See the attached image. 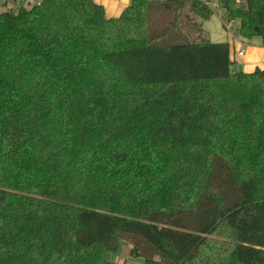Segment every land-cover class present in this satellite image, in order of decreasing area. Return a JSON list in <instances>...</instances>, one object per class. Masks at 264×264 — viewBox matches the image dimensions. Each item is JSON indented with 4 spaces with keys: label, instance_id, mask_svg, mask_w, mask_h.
Returning a JSON list of instances; mask_svg holds the SVG:
<instances>
[{
    "label": "trees",
    "instance_id": "16d2710c",
    "mask_svg": "<svg viewBox=\"0 0 264 264\" xmlns=\"http://www.w3.org/2000/svg\"><path fill=\"white\" fill-rule=\"evenodd\" d=\"M16 1L0 11V264H117L123 242L144 264H264V70L233 72L204 28L216 2L264 44V0H131L112 19L94 0ZM159 12L201 19L196 40Z\"/></svg>",
    "mask_w": 264,
    "mask_h": 264
},
{
    "label": "rangeland",
    "instance_id": "374dc122",
    "mask_svg": "<svg viewBox=\"0 0 264 264\" xmlns=\"http://www.w3.org/2000/svg\"><path fill=\"white\" fill-rule=\"evenodd\" d=\"M40 1L41 0H27V3L23 4V6L25 8H27V9H30V8L38 5L40 3ZM18 9L19 8L16 7L15 8V12H18ZM188 15H189L188 16V20H186L185 16H183L181 14H176L177 18L175 19L176 16H174V15H169V14L167 15V14H164L162 12H159L158 16H157L158 17L157 20H161V23H163L164 21H166L169 24H172L173 22H177L178 23V27H179L180 31L179 32L176 31V30L173 31L170 34V39L176 40L179 35H186L190 39V41H194V40H196V37H195V34H194L193 24L196 23V22L197 23H201L203 21L201 19H196L191 14H188ZM223 15H224L223 12H222V14H219V15L216 14V15H214L212 17V19L210 18V20H208L209 22L205 21V23H204V28H205V24H206V22H208L206 24V30L207 31L211 30V32H212V36L210 35L211 40H218V39L221 40V35L224 38H227L226 40H229V42L233 38V36L235 38V41L236 40H240V42H241L240 44L241 45L239 47L236 46V53L234 51L232 43L231 42L228 43L230 45V53H231V55H233V57L236 56V58L237 57L241 58V56L239 55V52L244 50V54H245L246 51H247V48L249 47V45H252V46L256 45V46H259V47L260 46L264 47V44H263L261 38H256L254 40V42H250L248 44H243L242 43V39L243 38H241L239 30H238V27H239L238 26V22H236V24H234L233 27L229 31H227L226 29H224L225 23L227 25V22H225L223 20ZM217 35H219L220 38L217 37ZM165 41L167 42V41H170V40L167 39ZM241 69L242 68L239 66V62L238 61L233 63V65H232V71L233 72H239L238 70H241ZM130 250H131L130 245L128 243H126V242H123L121 244L119 250L116 253H112V254L109 255V261H111L113 263H117V264H144V260L142 258L130 256Z\"/></svg>",
    "mask_w": 264,
    "mask_h": 264
},
{
    "label": "crops",
    "instance_id": "0c3cea01",
    "mask_svg": "<svg viewBox=\"0 0 264 264\" xmlns=\"http://www.w3.org/2000/svg\"><path fill=\"white\" fill-rule=\"evenodd\" d=\"M94 1L97 4L102 5L105 8L106 16L109 19L119 18L121 16V14L123 13V11L131 3V0H94ZM159 1H162V0H159ZM4 2H5V0H0V11L3 8ZM25 3H27V0H17L15 5H14V8H16V7L19 8L20 6H23V4H25ZM214 11H213L214 15H216V14L219 15V14H222V12H223L222 10H217V9L214 10ZM212 17H211V19H212ZM208 22H206V24ZM206 24H205V31H206V33L208 34V36H209V38L211 40L210 35L212 36V32H211V30L210 31L206 30ZM234 24H236V22H233V25ZM238 26H239V23H238ZM224 29L229 31L231 28L227 29L226 28V23H225ZM238 30H239V27H238ZM217 37L220 38L219 35H217ZM226 39L227 38H224L221 35V40H219V39L218 40H211V42H213V43H230L231 42L232 45H233L234 51L236 53V46L239 47L241 45L240 44L241 43L240 40H236L235 41L234 36L230 40V42H229V40H226ZM254 40L253 41H248V40L242 39V43L243 44H248L250 42H254ZM243 52H244V50H243ZM230 59H231L232 62L233 61L234 62H236V61L239 62V66L243 69V70L242 69L238 70L239 72L253 73V72H255V70L257 68H260V69L264 70V47H261V46L259 47V46H256V45H253V46L249 45V47L247 48L246 53L243 56H241V58L240 57L236 58V56L233 57V55H231V53H230Z\"/></svg>",
    "mask_w": 264,
    "mask_h": 264
},
{
    "label": "built area",
    "instance_id": "2783aa9c",
    "mask_svg": "<svg viewBox=\"0 0 264 264\" xmlns=\"http://www.w3.org/2000/svg\"><path fill=\"white\" fill-rule=\"evenodd\" d=\"M199 2H203V3H206L207 4V1L206 0H198ZM236 1V3H241V1L242 0H235ZM210 5L212 6V10L214 11V10H220V8H219V6H218V4L216 3V2H214V3H210ZM215 12V11H214ZM233 27V22H230V23H227V25H226V28L227 29H230V28H232ZM239 55L240 56H243L244 55V52L243 51H240L239 52Z\"/></svg>",
    "mask_w": 264,
    "mask_h": 264
}]
</instances>
